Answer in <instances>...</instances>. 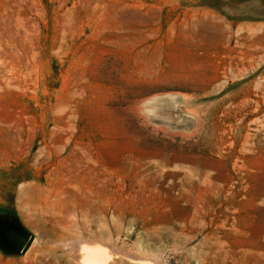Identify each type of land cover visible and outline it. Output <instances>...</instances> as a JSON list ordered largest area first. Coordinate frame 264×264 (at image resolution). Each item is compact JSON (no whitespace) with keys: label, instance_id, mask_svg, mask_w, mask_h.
Instances as JSON below:
<instances>
[{"label":"rangeland","instance_id":"374dc122","mask_svg":"<svg viewBox=\"0 0 264 264\" xmlns=\"http://www.w3.org/2000/svg\"><path fill=\"white\" fill-rule=\"evenodd\" d=\"M96 247L264 264V0H0V264Z\"/></svg>","mask_w":264,"mask_h":264},{"label":"water","instance_id":"95a60500","mask_svg":"<svg viewBox=\"0 0 264 264\" xmlns=\"http://www.w3.org/2000/svg\"><path fill=\"white\" fill-rule=\"evenodd\" d=\"M5 234V236H4ZM5 241L10 242L11 245L16 241L18 245L15 247V250H10L11 252L22 253L25 254L30 249L31 245L33 244L35 237L32 235H28L24 230L20 229L17 232V236L13 232L11 233H3L2 234Z\"/></svg>","mask_w":264,"mask_h":264},{"label":"bare ground","instance_id":"6f19581e","mask_svg":"<svg viewBox=\"0 0 264 264\" xmlns=\"http://www.w3.org/2000/svg\"><path fill=\"white\" fill-rule=\"evenodd\" d=\"M95 249H97V247ZM87 257L88 259L85 260H88V264H130L129 261L126 262L125 260L110 256L107 251H104L102 249H97L96 252L89 255L87 254Z\"/></svg>","mask_w":264,"mask_h":264}]
</instances>
